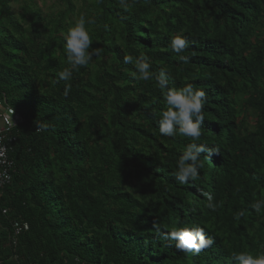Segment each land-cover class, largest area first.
<instances>
[{
    "label": "trees",
    "instance_id": "16d2710c",
    "mask_svg": "<svg viewBox=\"0 0 264 264\" xmlns=\"http://www.w3.org/2000/svg\"><path fill=\"white\" fill-rule=\"evenodd\" d=\"M59 1L63 9L44 14L0 0V98L24 118L10 134L16 165L0 197V264H229L232 252L264 253V210L232 218L264 198V0ZM81 14L95 17L90 35L102 51L74 71L65 98L52 78L68 67L61 33ZM177 33L190 42L188 64L168 51ZM141 52L154 73L167 70L170 87L187 79L207 93L198 143L220 154H202L195 182L172 175L189 141L160 137L155 80L135 81L122 64ZM14 221L29 230L15 238ZM195 225L212 247L178 252L166 232Z\"/></svg>",
    "mask_w": 264,
    "mask_h": 264
},
{
    "label": "clouds",
    "instance_id": "9594fccd",
    "mask_svg": "<svg viewBox=\"0 0 264 264\" xmlns=\"http://www.w3.org/2000/svg\"><path fill=\"white\" fill-rule=\"evenodd\" d=\"M123 3V0H121ZM96 24L95 17L86 18L81 14L66 31L62 32L63 37L62 52L66 57L68 67L58 71L52 78V82L59 84L64 82V97L67 98L71 92L73 73L89 65L94 57H99L102 49L93 47V40L90 35L91 25ZM190 47V42L182 33L173 34L170 38L168 51L174 55V58L183 64H188L191 58L184 55V52ZM152 58L141 52L139 56L125 53L122 58L123 65H131L129 69L131 77L135 81L155 80V87L160 91V103L163 108L159 112L158 132L160 137L172 138L182 137L189 141L183 148L176 170L172 173L180 185H187L189 182H195L200 177V169L204 167L202 154L207 153L205 159L210 160L214 154H220L216 146L209 147L206 144L198 143L203 135L202 125L205 121V106L209 102L207 93L203 88L195 84L185 82L181 87H170L171 75L166 69H161L159 73L152 71ZM36 131L43 132L48 130V125L35 121ZM199 195L206 198V206L216 212L220 204L214 202L211 193L200 191ZM251 210L259 216L264 210V198L254 200L249 203L247 208L237 209L233 214V220L239 222L247 218V213ZM8 210L5 208L4 212ZM156 227L154 222V228ZM157 231L160 229L157 228ZM166 237L174 241L178 252L186 255H200L204 250L212 247L214 241L206 236L205 229L200 225L173 228L166 232ZM229 264H264V253L254 254L251 251H237L230 253Z\"/></svg>",
    "mask_w": 264,
    "mask_h": 264
},
{
    "label": "built area",
    "instance_id": "2783aa9c",
    "mask_svg": "<svg viewBox=\"0 0 264 264\" xmlns=\"http://www.w3.org/2000/svg\"><path fill=\"white\" fill-rule=\"evenodd\" d=\"M24 121L20 112L12 106L8 98H0V197L5 187L12 181L15 171V160L11 157L12 144L16 137L10 136L12 130ZM5 213V212H4ZM14 237L29 230V224L21 221L13 222Z\"/></svg>",
    "mask_w": 264,
    "mask_h": 264
},
{
    "label": "rangeland",
    "instance_id": "374dc122",
    "mask_svg": "<svg viewBox=\"0 0 264 264\" xmlns=\"http://www.w3.org/2000/svg\"><path fill=\"white\" fill-rule=\"evenodd\" d=\"M24 0H12V7L16 12H20V6ZM33 2L42 10L44 14H53L61 9L64 5L59 0H26ZM74 3L79 7L81 6L80 0H74ZM244 121L249 129H254L256 126V116L251 110L245 115Z\"/></svg>",
    "mask_w": 264,
    "mask_h": 264
},
{
    "label": "water",
    "instance_id": "95a60500",
    "mask_svg": "<svg viewBox=\"0 0 264 264\" xmlns=\"http://www.w3.org/2000/svg\"><path fill=\"white\" fill-rule=\"evenodd\" d=\"M221 163L219 162L218 165H220Z\"/></svg>",
    "mask_w": 264,
    "mask_h": 264
}]
</instances>
